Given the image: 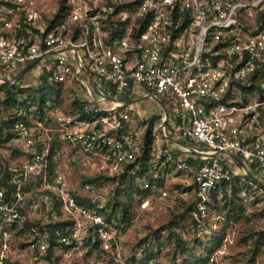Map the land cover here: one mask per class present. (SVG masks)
<instances>
[{
    "label": "built area",
    "instance_id": "built-area-1",
    "mask_svg": "<svg viewBox=\"0 0 264 264\" xmlns=\"http://www.w3.org/2000/svg\"><path fill=\"white\" fill-rule=\"evenodd\" d=\"M87 1L68 0L64 21L48 31L36 10L11 22L0 8V240L6 249L27 233L41 253L51 236L54 250L89 241L119 264H138L121 258L118 225L99 211L111 199L104 178L145 153L130 122L155 113L126 103L133 95L160 112L141 207L167 196L174 170L194 185L196 219L210 191L234 176L264 193L228 155L264 184V97L241 89L264 79V0H139L134 13L149 15L146 27L135 36V22L112 39ZM42 84L51 86L43 100L20 90ZM152 96L168 112L162 130Z\"/></svg>",
    "mask_w": 264,
    "mask_h": 264
},
{
    "label": "rangeland",
    "instance_id": "rangeland-1",
    "mask_svg": "<svg viewBox=\"0 0 264 264\" xmlns=\"http://www.w3.org/2000/svg\"><path fill=\"white\" fill-rule=\"evenodd\" d=\"M135 1L88 0L87 4L97 10L101 21L108 18L110 10L118 7L110 20H127L130 27L137 19ZM58 7L59 0H0V8L11 22L19 20L27 9L36 10L46 21L53 17ZM106 22L105 26L109 25ZM37 89L35 85L31 88L32 91ZM143 102L140 110L159 112L150 100ZM146 126L147 123L138 118L130 122L138 137ZM156 130L155 123L153 133H157ZM104 182L111 190L110 194H114L118 180ZM134 183L138 185L137 181ZM190 186V177L174 170L166 181L168 194L165 198H155L141 207L139 196L133 194L129 220L115 221L119 229L121 258L129 262L131 258L139 260L148 246L155 254L152 264H264V193L255 187L233 193L227 187L225 193L219 194L217 202L213 203L209 197V204L204 206V212H200L202 216L196 219L189 211L195 201ZM231 200L237 206L225 207ZM176 221L178 225H171ZM31 242L27 233L11 236L6 249L0 240V264H119L109 254L98 250L88 253V248L83 245L55 249L48 259L46 253L33 248Z\"/></svg>",
    "mask_w": 264,
    "mask_h": 264
},
{
    "label": "trees",
    "instance_id": "trees-1",
    "mask_svg": "<svg viewBox=\"0 0 264 264\" xmlns=\"http://www.w3.org/2000/svg\"><path fill=\"white\" fill-rule=\"evenodd\" d=\"M139 0H136L133 5L135 4V7ZM117 8L112 9V12L107 15L108 18L105 19V22L108 21V24H106L105 29L108 31V35L110 39L116 38V37H121L127 28L128 22L127 20H117L113 21L110 20V17L114 14L117 13ZM69 10V4L68 0H59V7L58 10L54 13L53 17L49 20H46L45 24V31H48L50 29L56 28L59 24H61L64 21V18L66 14L68 13ZM149 22V15L145 17H141L137 19L136 25L133 27V32L135 33V36H138L140 32L143 31V29L146 27V25ZM107 23V22H106ZM25 30L23 29H18L16 32V35H21L24 34ZM63 33H65V30H63ZM79 33V27H73L71 30V36L75 38ZM259 73L263 76L264 75V69H261ZM45 75L42 78V81L44 80ZM261 83H264V79L261 81H256V84H253L251 87L247 86H241V89L247 93V94H252V91L255 90L259 98H263V92L264 89L261 85ZM51 88L50 85L47 84H42L41 86L38 87L36 91H32L31 88L27 89H20L21 91H28L31 93L32 96L35 98H38L39 100H43L47 94L49 89ZM59 92V87H55V94H58ZM10 95V94H8ZM228 97V95H227ZM249 101V98H243V102L247 103ZM75 104V103H73ZM78 111L79 108H76ZM81 117H84V114H80ZM157 120L160 121V112L153 114L149 119L143 120L142 123H147V126L145 127L144 134L142 136V141L144 142V147H145V153L144 156L137 159L134 162L125 164L122 171L114 176V177H108L104 178V180H118L117 187L115 188L114 194L112 193L111 199L105 204V206L99 211L104 215V217L107 220H115L116 222L122 223L124 221L129 220V208H130V203L133 199V194H136L139 196V200L142 202L143 199L147 198L148 195L150 194V190L148 188H142L139 183L143 179H149L146 175V169H147V164H146V159L147 156L149 155V150L150 146L153 143L154 140V135H153V128L154 124L158 123L156 122ZM174 168L173 164H167V167L165 170L171 171ZM152 181L151 179H149ZM96 181V179L92 180ZM135 181H137L138 185H135ZM155 181H160L158 178L155 179ZM194 187V185L190 186V188ZM230 188L233 193L243 191L245 190H250L252 189V186L241 181L238 176H234L232 180L230 181H224L221 182L214 188L213 190L210 191L209 197L211 198L213 203L217 202L219 199V194L220 193H225L226 188ZM125 197V198H123ZM111 201V202H110ZM195 201L192 202V205L189 207V211H193L196 209ZM206 204H209L207 201ZM226 206H232L236 207L237 203L232 202V200L229 202V205L225 203ZM232 208H229V211H231ZM192 218V217H191ZM178 221L176 222H171V225H178ZM220 240H218V243ZM56 236H51L50 239V246L46 252V258H50L51 255L53 254L54 250V245L56 244ZM89 241L84 242V246L88 248V253H91L94 251V247H90ZM72 245L66 247V248H71ZM185 250V248H184ZM154 253L152 252L151 249L148 248V246L143 250V255L142 258L139 260H136L135 258H131V262H137L138 264H152L153 259H154ZM191 254L189 253V258H191ZM155 264V263H153Z\"/></svg>",
    "mask_w": 264,
    "mask_h": 264
},
{
    "label": "water",
    "instance_id": "water-1",
    "mask_svg": "<svg viewBox=\"0 0 264 264\" xmlns=\"http://www.w3.org/2000/svg\"><path fill=\"white\" fill-rule=\"evenodd\" d=\"M27 69V68H26ZM26 69H24L20 74H19V77H20V75L26 70ZM146 97H148V96H142L139 100H143L144 98H146ZM156 101H157V103L159 104V106L162 108V110H163V112H164V116H163V118H162V121H161V130H162V127H163V125L165 124V121H166V116H167V114H168V112H167V109L165 108V106L162 104V102L157 98V97H155V96H152ZM137 99H132V100H127L126 101V103H131V102H134V101H136ZM164 137L167 139V140H169V141H171V142H174V143H176V144H179V145H182V146H187V145H185L184 143H182V142H180V141H178V140H176V139H174V138H172V137H170V136H168L167 134H164ZM189 149H191V147H189V146H187ZM192 150V149H191ZM228 155L236 162V164L238 165V166H240L243 170H244V173H245V175L250 179V180H252L254 183H256V184H258L259 186H261V187H264V184L263 183H261L248 169H247V167H246V165L244 164V162L241 160V158L240 157H238V155H236V154H234V153H232V152H229L228 153Z\"/></svg>",
    "mask_w": 264,
    "mask_h": 264
},
{
    "label": "crops",
    "instance_id": "crops-1",
    "mask_svg": "<svg viewBox=\"0 0 264 264\" xmlns=\"http://www.w3.org/2000/svg\"><path fill=\"white\" fill-rule=\"evenodd\" d=\"M141 98V96H137V95H133V97L131 98V99H129V100H132V99H137L136 100V102H137V105H138V107L139 106H141V105H143V101L146 99V100H149L148 98H144L143 100H139V99ZM154 105H155V103H154V101H152V100H150ZM140 109V108H139ZM144 109H141V111H143ZM146 110V109H145ZM150 111H151V109H150Z\"/></svg>",
    "mask_w": 264,
    "mask_h": 264
}]
</instances>
